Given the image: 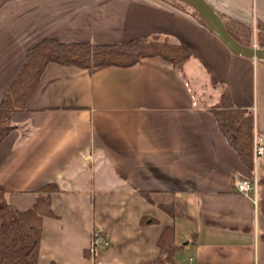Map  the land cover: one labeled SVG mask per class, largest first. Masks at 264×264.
Instances as JSON below:
<instances>
[{"label":"crops","instance_id":"crops-1","mask_svg":"<svg viewBox=\"0 0 264 264\" xmlns=\"http://www.w3.org/2000/svg\"><path fill=\"white\" fill-rule=\"evenodd\" d=\"M230 22L264 28V0H205ZM167 0H7L0 6V102L27 49L60 42L122 43L157 35L188 47L182 68L159 56L94 72L48 63L14 128L0 141V187L16 210L53 185L37 264H142L167 226L174 264H264V215L235 179L252 172L218 129L221 81L264 136V60L230 51L195 15ZM260 33V30H259ZM207 83V84H205ZM210 88L205 92L204 88ZM215 89L216 93L212 91ZM208 90V89H207ZM254 174L264 175V157ZM260 170V171H259ZM183 200L191 219L163 208ZM142 217L154 220L141 224ZM107 247L90 252L92 229Z\"/></svg>","mask_w":264,"mask_h":264},{"label":"trees","instance_id":"trees-1","mask_svg":"<svg viewBox=\"0 0 264 264\" xmlns=\"http://www.w3.org/2000/svg\"><path fill=\"white\" fill-rule=\"evenodd\" d=\"M6 1L0 0V6ZM167 1L190 11L189 13L209 26L204 17L190 5L179 0ZM219 17L236 41L246 46L252 45L250 28L230 22L224 16ZM257 29L260 33L258 30L255 39L258 46L264 48V28L258 25ZM192 55L193 52L188 47L169 43L157 35L114 44L90 41L60 42L52 37L42 38L27 49L21 71L0 102V141L14 128L8 120L9 114L25 107L48 63L75 66L94 72L107 66H131L146 57L159 56L174 67L182 68ZM210 82L220 88L219 98L212 106L216 125L239 160L253 173V113L249 109L236 106L221 81L210 77ZM256 185L257 205L264 215L263 174L256 175ZM53 189H56L53 185L43 187L30 208L18 211L6 201L5 193L0 187V264H37L42 218L54 216L50 206V191ZM163 208L174 217L192 218L183 200H174ZM153 220L150 217H142L140 223L146 224ZM157 245L156 257L142 264H174L181 244L176 243L172 226L163 229Z\"/></svg>","mask_w":264,"mask_h":264},{"label":"water","instance_id":"water-1","mask_svg":"<svg viewBox=\"0 0 264 264\" xmlns=\"http://www.w3.org/2000/svg\"><path fill=\"white\" fill-rule=\"evenodd\" d=\"M193 7L218 34L223 44L233 53L250 58L264 60V48L246 46L236 41L226 29L224 23L214 8L205 0H179Z\"/></svg>","mask_w":264,"mask_h":264},{"label":"built area","instance_id":"built-area-1","mask_svg":"<svg viewBox=\"0 0 264 264\" xmlns=\"http://www.w3.org/2000/svg\"><path fill=\"white\" fill-rule=\"evenodd\" d=\"M253 46L257 47L255 44H253ZM253 155L254 158L264 157V136L256 130L253 132ZM235 187L240 193L251 197L256 202V180L249 178H237L235 179ZM109 243L110 240L106 234L96 228L92 229L89 244L90 252L94 253L98 248L107 247ZM187 264H194L193 256H189L187 258Z\"/></svg>","mask_w":264,"mask_h":264},{"label":"rangeland","instance_id":"rangeland-1","mask_svg":"<svg viewBox=\"0 0 264 264\" xmlns=\"http://www.w3.org/2000/svg\"><path fill=\"white\" fill-rule=\"evenodd\" d=\"M257 46H258V45H257ZM258 47H259V46H258ZM205 84H207V83H205ZM210 88H212V87H207L208 90H207L206 88H204V91L208 93V92H210ZM213 91L216 93L215 89H212L211 92H213ZM256 161L258 162V165H259V167H260L261 162H262V158H257ZM259 171H260V170H259ZM251 174H252V175H251L250 177H252L253 180H256V175L254 174V172L251 173ZM250 177H246V178L251 179Z\"/></svg>","mask_w":264,"mask_h":264}]
</instances>
